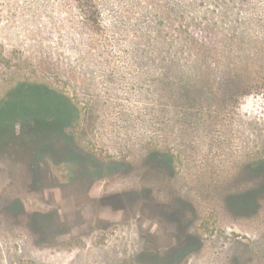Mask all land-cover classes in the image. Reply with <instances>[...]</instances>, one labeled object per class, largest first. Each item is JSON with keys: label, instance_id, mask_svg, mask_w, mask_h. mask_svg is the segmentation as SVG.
I'll list each match as a JSON object with an SVG mask.
<instances>
[{"label": "rangeland", "instance_id": "obj_1", "mask_svg": "<svg viewBox=\"0 0 264 264\" xmlns=\"http://www.w3.org/2000/svg\"><path fill=\"white\" fill-rule=\"evenodd\" d=\"M91 4L0 0V264H264V0Z\"/></svg>", "mask_w": 264, "mask_h": 264}, {"label": "trees", "instance_id": "obj_2", "mask_svg": "<svg viewBox=\"0 0 264 264\" xmlns=\"http://www.w3.org/2000/svg\"><path fill=\"white\" fill-rule=\"evenodd\" d=\"M90 1L91 3L94 4V0H90ZM93 4L91 5L93 6ZM50 96H55L57 97V99L63 100L62 97L58 96L57 92L46 88L42 84L32 83V82H21L17 84L16 87L11 89L6 94V97L0 101V107L11 106L16 109H25L26 112L22 116V123L30 124V121L34 117H36V113L32 110V106L35 104V102L41 103L42 101L45 100L44 99L45 97L48 98ZM62 110L68 112L67 105L64 104V106H62Z\"/></svg>", "mask_w": 264, "mask_h": 264}, {"label": "flooded vegetation", "instance_id": "obj_3", "mask_svg": "<svg viewBox=\"0 0 264 264\" xmlns=\"http://www.w3.org/2000/svg\"><path fill=\"white\" fill-rule=\"evenodd\" d=\"M81 159V158H80ZM91 160H92V158H91ZM95 163V165H96V167L98 166L99 167V169H100V167H102V166H104L105 164L104 163H102V162H99V161H95L94 162ZM91 165V164H90ZM89 165V166H90ZM93 165V164H92ZM94 167V166H93ZM95 169V168H94ZM95 171H97V169H95ZM62 175L64 176V174L62 173ZM73 176H75V174H72ZM75 198H76V195H75ZM85 203H91V200L90 199H86L85 200ZM105 206L106 207H108L109 205L108 204H105ZM120 208H114V210L112 211V215H115L117 212H118V210H119ZM122 210H123V208H121ZM64 223V227L65 228H69L68 230H78V229H80V228H82V229H84L85 228V225H83L82 223H71V222H69V223H65V222H63Z\"/></svg>", "mask_w": 264, "mask_h": 264}]
</instances>
